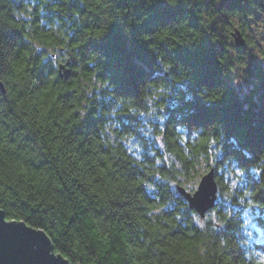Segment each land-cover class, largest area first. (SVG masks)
Here are the masks:
<instances>
[{
    "label": "clouds",
    "instance_id": "obj_1",
    "mask_svg": "<svg viewBox=\"0 0 264 264\" xmlns=\"http://www.w3.org/2000/svg\"><path fill=\"white\" fill-rule=\"evenodd\" d=\"M158 2L190 13L135 37L154 58L152 74L137 82L136 95L119 94L103 74L109 58L88 45L113 23L130 36ZM223 2L0 0V226L29 231L5 224V214L40 223L53 242L31 233L46 244L47 264H63L54 247L72 264H107L95 254L101 241L115 252L112 264H264V230L228 231L234 207L264 212V151L253 157L240 149L251 157L244 165L222 159L226 133L216 123L193 127L194 140L177 137L180 148L166 135L178 90L191 101L195 84L193 68L169 55L176 49L195 51L207 37L221 48L219 77L239 88L242 100L260 85L248 69L252 58L264 63V0H239L244 11ZM225 92L224 83L200 84L195 96L214 104ZM253 100L259 106L260 94ZM15 169L37 175L39 187L10 176ZM209 185L210 203L195 206Z\"/></svg>",
    "mask_w": 264,
    "mask_h": 264
},
{
    "label": "trees",
    "instance_id": "obj_2",
    "mask_svg": "<svg viewBox=\"0 0 264 264\" xmlns=\"http://www.w3.org/2000/svg\"><path fill=\"white\" fill-rule=\"evenodd\" d=\"M221 6L229 9H239L240 11L245 10L240 7L239 0H224ZM148 11L150 15L143 24L139 26L133 24L131 26L130 36L124 35L122 26L119 23H113L108 34L102 40L90 42L88 45L91 50L100 51L101 54L109 58L103 74L111 76L117 85L116 90L119 94L136 95L137 82L152 74L151 65L154 63V58L143 44L136 43L135 37L141 32L152 31L153 25L173 21L177 16L183 17L186 11L190 13V10H186L183 4L175 8H169L162 2L153 5ZM139 14L137 11L136 15L139 16ZM191 23L195 26V17L192 18ZM11 35L15 36L18 33L13 32ZM240 48L242 49L243 46ZM220 50L219 44L213 46L208 43L207 37H205L195 51L178 48L174 53H169V55H174L176 59L193 68L195 84L190 87L193 94L191 101L185 102V93L178 90V99L174 101V106L169 108L167 123L170 125L166 129V135L170 146L174 145L180 148L181 145L177 137H184L186 141L194 140L196 137L191 134L193 127L199 128L213 123L220 124L226 133L222 159L231 156L235 162L244 165L249 162L251 157H245L240 149L250 148L253 157L255 153L264 151V63L257 61L255 58L250 60L248 71L251 76L260 80V85L242 100L240 89L232 87L230 82L219 77L215 57ZM137 60L142 62L143 67L136 63ZM221 83L226 86V92L221 101L214 104H204L195 96V91L200 84L215 86ZM257 93L261 96L259 106L253 100V96ZM244 103L249 104L247 111L243 110ZM176 125H183L184 131L178 130ZM232 137L235 138L239 148L231 143L229 138ZM4 163L3 160H0V183L3 182ZM98 171L102 172L103 168ZM9 175L20 177L29 182L31 187H39L40 185V178L37 175H28L23 169H15L14 172L9 171ZM35 203H38V201ZM28 210L30 214H35L37 217L42 214V209L38 207H29ZM5 218L16 221L21 220L32 227L40 228L53 242L49 231L42 227L40 223H29L23 216L15 214H5ZM245 221H247L246 224ZM240 225H244L245 229L253 233H257V229L264 230V212L257 215L254 211H246L242 206L234 207L233 224L229 226L228 231H232L233 227L239 228ZM93 240L95 241V237H93ZM54 251L59 252L72 262L71 257L63 253L60 248L54 247ZM95 254L101 257L106 255L108 257L107 264H112V257L115 256V252L108 251L102 241L95 243ZM101 264H104L103 259Z\"/></svg>",
    "mask_w": 264,
    "mask_h": 264
},
{
    "label": "water",
    "instance_id": "obj_3",
    "mask_svg": "<svg viewBox=\"0 0 264 264\" xmlns=\"http://www.w3.org/2000/svg\"><path fill=\"white\" fill-rule=\"evenodd\" d=\"M237 44L242 47L243 44L237 39ZM213 177V183H215ZM210 191V185L206 187L201 194L193 201L197 207H206L210 202L207 200V194ZM3 222L23 224L29 230L27 232L18 229L15 225L9 224L8 226H0V264H47L48 257L46 255V244L43 243L38 236L32 235V232H38L49 239L46 233L40 229L32 227L21 220L6 219L3 216ZM51 242V241H50ZM36 250H33V246ZM53 253L59 255L63 264H72L67 258L63 257L59 252Z\"/></svg>",
    "mask_w": 264,
    "mask_h": 264
}]
</instances>
